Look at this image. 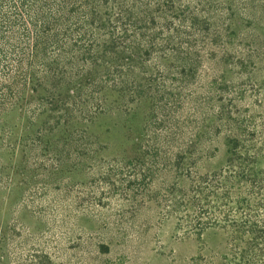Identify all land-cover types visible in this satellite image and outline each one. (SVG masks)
<instances>
[{
    "label": "rangeland",
    "instance_id": "1",
    "mask_svg": "<svg viewBox=\"0 0 264 264\" xmlns=\"http://www.w3.org/2000/svg\"><path fill=\"white\" fill-rule=\"evenodd\" d=\"M174 2L178 30H117L112 64L132 70L93 64L115 74L94 100L56 89L82 113L54 107L49 75L3 114L0 264H264L247 244L264 234V0Z\"/></svg>",
    "mask_w": 264,
    "mask_h": 264
},
{
    "label": "trees",
    "instance_id": "2",
    "mask_svg": "<svg viewBox=\"0 0 264 264\" xmlns=\"http://www.w3.org/2000/svg\"><path fill=\"white\" fill-rule=\"evenodd\" d=\"M174 6V0H0V131L3 136L6 134L5 126H2L3 114L25 102L24 92L29 86L36 90V86H31L34 80L44 85L49 75L54 81L51 82V103L54 107L67 108V111L72 112L70 115L82 113L78 101L94 100L101 83L115 81V74H110L107 67L103 66L102 69H95L102 72L103 76H94L92 65L99 62L105 66L112 62H124V54L110 48L115 37L120 36L117 30L121 29L126 37L130 34V26L141 27L139 22L143 20L153 25L164 20L178 30L169 17L178 19L183 25L185 19L171 13ZM182 32L195 36L188 29ZM177 33H169V37L181 39ZM137 41L146 44L149 48L145 52L151 50L154 57L169 55L168 52H162L161 43L153 41L149 35L140 34ZM173 50L179 52L182 49L178 47ZM112 66L117 72L124 68H118V64ZM126 69L132 70V67L125 66ZM123 75L116 79L117 86L132 80L125 73ZM63 84L67 90L75 93L78 101L63 97L56 91ZM83 95L88 97L84 98ZM100 100L98 106L105 102L106 95ZM67 111L61 115H66ZM56 157L61 158L58 154ZM240 191L239 186L236 194ZM209 192L216 195L215 192ZM236 201L244 202L245 199ZM263 203L256 200L253 204L264 207ZM253 212L258 217V210L253 209ZM237 223L232 222L231 225L236 227ZM246 224L247 220L242 219L238 226ZM251 231L255 232L256 229L251 228ZM248 243L251 245L250 251H261L264 234H253L247 240Z\"/></svg>",
    "mask_w": 264,
    "mask_h": 264
}]
</instances>
